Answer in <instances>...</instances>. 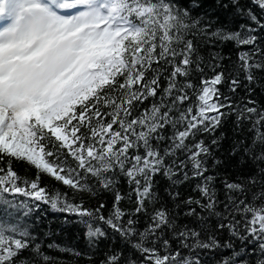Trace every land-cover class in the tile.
<instances>
[{
	"label": "snow or ice",
	"instance_id": "1",
	"mask_svg": "<svg viewBox=\"0 0 264 264\" xmlns=\"http://www.w3.org/2000/svg\"><path fill=\"white\" fill-rule=\"evenodd\" d=\"M65 254L264 264V0H0V264Z\"/></svg>",
	"mask_w": 264,
	"mask_h": 264
},
{
	"label": "trees",
	"instance_id": "2",
	"mask_svg": "<svg viewBox=\"0 0 264 264\" xmlns=\"http://www.w3.org/2000/svg\"><path fill=\"white\" fill-rule=\"evenodd\" d=\"M224 52L225 53H231L233 55V58H235V49L233 48L232 45H230V44L226 45L224 47ZM257 99H259V90H258V94H257ZM229 135H231L230 132H229ZM229 146H230L229 143L225 142L224 147L222 149V153L226 154ZM225 158H227V157H225ZM229 163L231 165V167L228 169L229 174L234 175L238 171H240L238 160H235V159L229 160ZM16 167L20 171H23L22 165H17ZM45 183H52V181L45 180ZM125 189H126V186H125ZM125 189H122V190H125ZM181 191L185 195H187L190 190L187 188H182ZM112 198L113 197L110 193L106 194L104 197V199L108 202H111ZM48 221L51 222L52 230L59 233L58 235H55L52 237V239H54L57 243L70 245L72 247H75V248L81 250L82 252H88L89 251L88 241H87L86 237L84 236V233L81 229H77V228L72 227V226L61 228L62 218H61L60 214H57V213H51L50 212L49 216H48ZM47 223L48 222L46 221L45 227L47 226ZM50 242H51V240L46 241V243H50ZM100 247H101V249H103L105 246L102 244ZM45 251H47V249H45ZM50 254L54 255V256H61L62 255L60 252H51ZM94 258L98 262L102 258V254L100 252H97ZM64 259L68 260L69 264H71V262L73 260H75L74 257L67 256L66 254L64 255ZM77 264H88V261H86L84 259H80L77 262Z\"/></svg>",
	"mask_w": 264,
	"mask_h": 264
}]
</instances>
